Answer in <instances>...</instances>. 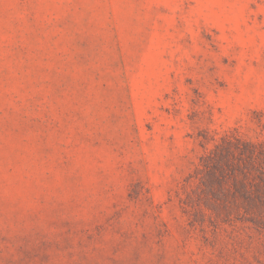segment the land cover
Wrapping results in <instances>:
<instances>
[{
    "label": "rangeland",
    "instance_id": "374dc122",
    "mask_svg": "<svg viewBox=\"0 0 264 264\" xmlns=\"http://www.w3.org/2000/svg\"><path fill=\"white\" fill-rule=\"evenodd\" d=\"M264 140V0H0V264H264V215L205 158Z\"/></svg>",
    "mask_w": 264,
    "mask_h": 264
},
{
    "label": "trees",
    "instance_id": "16d2710c",
    "mask_svg": "<svg viewBox=\"0 0 264 264\" xmlns=\"http://www.w3.org/2000/svg\"><path fill=\"white\" fill-rule=\"evenodd\" d=\"M206 171L219 193L230 195L244 212L264 215V140H225L205 158Z\"/></svg>",
    "mask_w": 264,
    "mask_h": 264
}]
</instances>
